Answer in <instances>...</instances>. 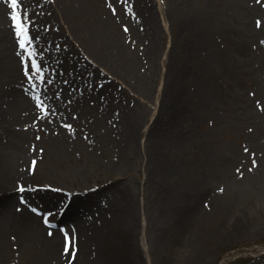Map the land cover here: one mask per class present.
<instances>
[{"label":"rangeland","instance_id":"obj_1","mask_svg":"<svg viewBox=\"0 0 264 264\" xmlns=\"http://www.w3.org/2000/svg\"><path fill=\"white\" fill-rule=\"evenodd\" d=\"M59 1L71 3L73 0ZM138 1L139 6L141 0ZM145 1L149 3V8L153 6L154 9H150L160 17L153 24L157 31L154 42L143 30H134L131 10L122 7V0H101L100 9L105 11L103 17H111L109 27L112 28L118 52L110 58L118 67V76L112 75L115 83L103 74L104 68L96 67L88 60H79L77 44L71 47L63 43L58 50L56 47L60 46L57 42L61 39L54 31L52 42L56 50L53 52L56 51L58 55L53 61L54 66L48 64L53 68L44 70L43 67L40 73H35L29 66L32 76L29 81L25 76L26 63L21 61L19 72L22 77L12 85H4V89L13 86L24 93L27 91L25 88L37 80L44 94L59 98L60 94H66L62 76L68 69L74 70L72 79L88 78L90 82L83 85L84 90L79 99L69 103L64 109L66 113L61 114V117L72 122L83 140L87 137L92 138V141L95 139L94 147H88L93 153L75 151L66 159L54 161L46 155L32 175V202L37 205L35 201L39 200L45 212L55 208L58 203L47 205L41 190L52 187L65 194L76 193L85 199H95L110 218L120 188L115 185L111 195L101 194L98 190L108 185L115 174L129 169L132 173L121 182L120 187L137 201L140 210L135 214L137 232L141 233V238H145L148 252L144 248L141 251L138 249V255L142 252L149 264H190L189 259L192 254L195 255V249L177 243L174 237L159 240L158 225L166 221L165 211L171 204L180 206L186 202L190 206V200L199 197L198 194L204 192L205 188H220L224 190L225 205L231 208L229 216L234 217L239 211L243 220L264 225V213H261L262 217L256 209L258 201L251 208V200L237 203L234 196L237 189H244L253 195L250 192L253 174L264 162V43L261 37L251 41L249 30L236 21L229 0H216L223 10V18L207 49L199 47L196 36L183 33L181 27L184 28L186 22L192 20L189 13L182 12L185 19L179 16L177 25L166 19L171 10L169 2L181 7L187 0ZM192 3V9L198 15L204 4L199 0ZM161 10L168 16L163 18ZM222 31L231 35L230 39H226ZM33 51L35 55L38 54V59L41 49ZM38 62L41 66L40 59ZM63 68L67 71H63ZM41 76L43 79L39 78ZM99 99L106 100L119 112L123 108H131L144 113L148 117L142 124L143 131L158 125L160 133H168L164 150L168 172H163V175L158 174L157 170L151 171L150 167H154V164L147 137H140L139 145L136 144L121 160L118 145L113 141L112 134L106 132L108 124L105 112L100 111L102 113L95 120L85 122L81 119L82 111L95 109L98 112L99 104L103 102H99ZM166 100L171 107L167 108L177 112L175 118H159L161 104L164 105ZM251 109L255 116L249 115ZM46 136V132L37 131L33 141L41 146L40 142ZM15 206L12 211L19 216L25 214L24 209H28L27 205ZM91 212L76 214L78 221L74 220L75 214L74 218L66 217L62 223H71V226L73 224L76 227L75 224H80L79 216L83 221L88 214L94 216ZM98 214L95 213V216ZM222 229L220 225L215 227L216 232ZM24 233L16 229L7 232L0 245V264L74 263L62 249L63 234L56 232L55 236L61 238L62 252L60 258L53 259V256L45 254H27L23 249ZM69 234L71 236L72 233ZM210 247L209 252L215 258L226 255V260L220 264H255L264 254V234L255 239L251 236H229L220 243L212 241ZM76 255V258L81 255L78 250ZM89 258L93 259L92 264H115L112 259L97 258V252ZM84 264H87L86 260Z\"/></svg>","mask_w":264,"mask_h":264},{"label":"bare ground","instance_id":"obj_2","mask_svg":"<svg viewBox=\"0 0 264 264\" xmlns=\"http://www.w3.org/2000/svg\"><path fill=\"white\" fill-rule=\"evenodd\" d=\"M136 1L137 8L135 7ZM136 1L122 0L121 5L131 10L135 22H132L134 30L139 32L143 30V33L150 35L154 42L157 31L153 24L160 17L150 9L153 6L149 8L147 1L141 0L139 6V1ZM193 1L187 0L186 4L182 3L181 7L169 2L171 9L169 18L166 17L168 13L164 10H161V13L163 18L170 19L173 25L178 24L179 16L185 19L182 12L183 14L189 13L192 20H188L185 27L181 29L183 33L192 37L196 36L199 47L207 49L217 25L223 18V10L216 0H199L204 5L196 15V11L192 9ZM9 3L10 0H0V245L11 229L23 230L25 232L22 235L23 249L27 254H45L55 259L60 258L62 252L61 238L49 233L39 218L41 216L39 213L42 211L36 208H44V205L36 200L39 205L36 206L30 198L34 186L32 175L46 155L54 161L58 158L66 159L75 151L90 152L88 147H94V138L93 141L90 137H87L86 141L83 140L79 137L80 131L73 128L72 122L61 117V114L66 113L65 107L79 99L84 90L83 85H87L90 80L86 77L72 79L74 70L68 69L67 71L63 68V71H67L62 76L66 94L64 96L60 94L59 98H55L52 94H44L37 83L25 89L27 91L24 93L13 86V89L5 90L4 85H12L14 81L22 77L19 72L20 58H25L26 63L30 65L31 59L37 60L38 55L30 59L27 53L19 48V38L15 35ZM100 3L101 0H73L71 3L59 0H18L17 11L21 14V21H24L25 13L28 18L29 35L32 38V43L28 47L31 50L41 49L42 53L38 59L45 61L41 60V68L44 67V70H47L53 68L49 67L50 65L54 66L53 61L58 55L56 51L53 52L56 50L52 42L55 31L61 39L57 42L60 46L57 45L58 50L61 49L63 43L71 47L77 44L79 60H88L96 67L104 68L103 74L109 76L114 82L112 75L118 76V67L110 58L112 54L116 55L118 52L115 48L112 28L109 27L111 17L108 16L107 19L103 17L105 11L100 9ZM228 4L235 11L236 21L249 30L248 37L252 38L251 41L261 37L264 43V0L259 3L257 0H229ZM179 12H181L180 15H178ZM147 14L150 16H146ZM257 21H260V27H257ZM222 33L226 39H230L231 35L229 36L225 31ZM18 52L22 55H17ZM37 97L42 102L40 107H37ZM102 101L99 99V102ZM99 105L101 106L98 112L95 109L82 111L81 119L85 122L95 120L100 113L105 112L108 124L106 132L112 134L113 141L118 145L121 160L130 149L136 144L139 145L140 137H147L149 152L154 164V167H150L151 171L157 170L158 174L169 171L164 161L165 142L169 137L167 132L160 133L158 125L143 131L142 124L148 117L144 113L131 108H123L119 112L106 100ZM168 106L171 108L167 100L164 105L161 104L159 118L168 120L177 116V112H171ZM249 108L248 105L247 109ZM248 112L249 115L255 116L253 109ZM37 131H44L48 135L40 142L41 146L33 141ZM34 161L35 165H33ZM131 173L132 171L128 169L118 175L115 174L108 185L98 190L101 194L110 193L111 195L115 185L120 188V195L115 200L116 204L112 205L113 212L110 218L93 198L85 199L73 194L67 196L50 188L42 189L47 205L58 203L61 207L58 211L68 206L65 218L70 219L75 214L74 220L78 221L76 214L80 212L85 214L92 211L91 213L94 214V216L88 214L83 221L79 216L80 224H75L78 227L77 243L80 246L81 255L75 259L73 264H84L85 260L87 264H92L93 259L89 256H93L96 252L97 258L98 256L109 258L114 260L115 264H149L142 252L138 255L143 248L145 252L148 251L145 238H141V233L137 232L135 214L140 211L137 201L124 193L120 187L121 182L130 177ZM253 175L255 176L250 184L252 187L250 192L253 195L244 189H237L234 196L237 198V203L241 200H251V208H254L255 201H258L256 209L259 212L258 215L263 217L261 213H264V162L259 165L257 172ZM20 188L24 191H20ZM204 190L198 194L199 197L190 200V206L186 202L180 206L173 204L169 206L165 211L166 221L158 225L159 240L165 241L174 237L177 243L186 248L195 249V255L190 256V264H220L226 260V255H219L215 258L212 252H209L212 241L220 243L229 236L234 238L251 236L255 239L260 234H264V225L243 220L239 211L234 214L235 218L229 216L231 208L228 204L225 205L224 190L210 186ZM18 204L23 207L28 206L27 210H23L25 214L22 216L12 211L14 205L17 207ZM34 211L37 213H33ZM96 211L99 214L95 216ZM49 219L47 218L48 222H50ZM216 225L222 226L223 229L216 232ZM260 257L255 264H264L261 262L264 254Z\"/></svg>","mask_w":264,"mask_h":264},{"label":"snow or ice","instance_id":"obj_3","mask_svg":"<svg viewBox=\"0 0 264 264\" xmlns=\"http://www.w3.org/2000/svg\"><path fill=\"white\" fill-rule=\"evenodd\" d=\"M257 2L259 3L260 0H257ZM9 7L12 10L11 21L13 22V25L15 28V35L19 38L18 40L19 48L21 50H24V52L27 53V56L31 59L32 57L35 56V52L28 47V45L32 43V38L29 35L27 14L26 13L24 14V21L22 22L21 14L20 12L17 11L18 0H10ZM257 27H260V21H257ZM125 31H127V29H125ZM17 55H22V54L18 52ZM22 63H23V60H22ZM30 69L34 71L35 73L41 72V66L36 62L35 59H31ZM25 76L28 77L29 81L32 80V76L29 74L28 64H25ZM39 78L43 79L42 76ZM36 99L38 101L37 107H40L42 102L39 101V97H37ZM66 127H70V126H66ZM245 151H247V149H245ZM33 165H35V161L33 162ZM20 191H24V189L20 188ZM64 253L69 256L70 261L74 260L76 257V252H75L73 243L69 241L67 237H66V242H65Z\"/></svg>","mask_w":264,"mask_h":264}]
</instances>
